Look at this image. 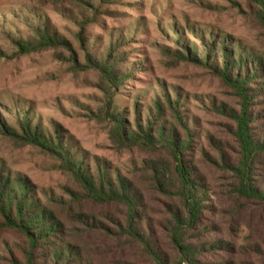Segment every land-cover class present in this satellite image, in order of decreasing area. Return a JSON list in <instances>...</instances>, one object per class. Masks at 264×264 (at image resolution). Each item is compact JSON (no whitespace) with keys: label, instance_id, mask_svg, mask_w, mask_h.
I'll return each mask as SVG.
<instances>
[{"label":"rangeland","instance_id":"obj_1","mask_svg":"<svg viewBox=\"0 0 264 264\" xmlns=\"http://www.w3.org/2000/svg\"><path fill=\"white\" fill-rule=\"evenodd\" d=\"M260 8L254 0H0V173L27 179L35 196L63 223V240L92 264L155 263L116 229L124 222V208L74 201L72 193L83 194L82 189L63 161L5 133L2 124L20 135L29 119L46 138L62 141L91 174L100 169L111 179L119 175L131 181L143 195L148 220L140 228L169 261L179 259L170 223L174 211L185 207L182 197L154 189L152 167L163 169L174 192L180 189L177 169L183 165L190 174L196 191L187 190V210L200 216L197 228L205 231L199 244L221 240L240 249L261 243L264 210L232 194L235 180L221 159L220 149L227 163L238 157L235 122L228 112H239V98L210 68L186 59L177 62L170 54L187 56V46L200 55L205 44L214 43L220 61L218 50L227 42L234 59L241 48L264 62ZM40 32L60 41L42 45ZM111 51L121 86L96 65ZM167 99L178 106L190 130L185 150L175 154L165 146L120 142L110 117L114 114H122L133 131L155 122L154 129L174 130L181 145L189 141ZM158 104L163 106L160 116ZM263 170L259 166L257 174ZM77 214L102 225L94 226L92 219L86 224ZM196 234L187 231V243H195L190 238ZM26 250L21 234L0 230V264H26ZM240 252L203 253L198 264L248 262L249 256Z\"/></svg>","mask_w":264,"mask_h":264},{"label":"trees","instance_id":"obj_2","mask_svg":"<svg viewBox=\"0 0 264 264\" xmlns=\"http://www.w3.org/2000/svg\"><path fill=\"white\" fill-rule=\"evenodd\" d=\"M254 1L261 6L257 14L264 24V0ZM39 35L40 43L45 46L60 41L58 38L52 41L44 32H40ZM227 46L226 42L218 50L220 61H218V54L215 52L217 48L214 43L205 44L204 53L200 55L193 53L187 46L185 47L187 56L178 51L170 54L177 62L180 59H186L210 68L239 98V112H228L235 122L234 137L238 144V157L233 164L227 163L226 153L220 149L221 159L224 167L232 173L235 180L232 194L264 210V170L262 174H257L259 166L264 169V62L241 48L237 49L238 56L234 59L235 52L229 50ZM112 52L106 60L95 63L114 85L121 86L122 78L118 76L116 66L111 62ZM167 103L176 122L186 128L189 141L181 145L174 130L165 132L154 129L155 122H148L146 130L140 127L138 131H133L127 126L122 114H114L110 117L118 125L119 130L117 131L115 127V132L117 137L120 136V142L126 146L143 145L150 149L165 146L173 153L185 150L186 144L192 140L190 130L185 126L178 106L171 104L169 99ZM254 105L260 107L255 112L252 110ZM157 107V115L160 116L163 113V106L158 104ZM156 119L158 116L154 117V120ZM21 126L20 135L5 124H2V129L5 133L20 138L27 144H38L57 155L82 189L83 194L72 193L74 201L89 200L96 204H113L124 208V222L118 223L116 229L121 235L140 244L155 264H198V258L203 256V253H212L215 250L235 254L243 250L240 253L249 256V260L240 264H264V239L259 244H248L240 249L230 248L221 240L205 244L197 242L203 237L205 231L197 228L200 216L197 217L187 210V190L196 191L194 188L196 184L191 180L190 174L183 165L177 169L180 180L178 192L173 191L174 186L170 179L165 177L162 168L152 167L150 173V180L155 190L163 194L180 196L184 202L185 211L178 209L174 211L169 229V235L178 251L179 259L169 261L152 235L145 234L140 228L141 224H147L148 220L144 213L143 195L131 181L119 175L111 179L100 169L95 174H91L85 163L77 159L72 151L62 144V141L55 144L52 139L46 138L40 129L35 128L29 119L25 120ZM0 217V230H14L25 238L27 242L26 264H92L82 257L79 248L63 240V223L56 212L35 196L33 187L27 179L13 178L4 171L0 173ZM76 218L86 224L92 219L81 214H77ZM92 224L102 225L96 219H92ZM189 230L197 233L190 238V241H196L193 244L187 243L189 240L185 237ZM222 264L234 263L229 261Z\"/></svg>","mask_w":264,"mask_h":264}]
</instances>
